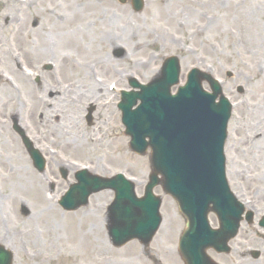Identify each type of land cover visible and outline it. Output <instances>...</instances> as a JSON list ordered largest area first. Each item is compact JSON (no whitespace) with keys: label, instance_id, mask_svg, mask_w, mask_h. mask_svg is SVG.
<instances>
[{"label":"rangeland","instance_id":"374dc122","mask_svg":"<svg viewBox=\"0 0 264 264\" xmlns=\"http://www.w3.org/2000/svg\"><path fill=\"white\" fill-rule=\"evenodd\" d=\"M21 1L0 0V28L9 26L7 17L12 18L17 14ZM31 1L33 6L39 7V11L30 20V12L28 15L18 12L20 21L17 22L23 29L31 31L28 38L12 42L8 38L11 27H7V31L0 29V50L7 54L11 47L18 49L15 55L17 60L0 62V70L16 77L13 82L16 87L14 99L18 104L16 107L20 109L19 113H11L10 106L0 104V243L13 250V264H163L164 260V264H175L169 260L170 257L165 258L160 254L165 245L171 248L175 246L173 235L177 234L179 224L176 222L178 209L172 199L164 195L161 187L156 188V192L163 195L166 201L161 210L164 222L150 245L158 249L155 253L151 252L157 257L156 262L151 261L146 253L141 258L147 260L137 258L142 253L139 242L122 248L113 246L106 228L108 206L113 200L111 191L102 190L93 194L88 204L74 211H66L59 204L61 196L71 184L76 183L75 172L83 167L104 177L124 172L135 179L138 194H143L151 171L150 157L149 153L143 156L136 154L129 146V137L124 133L121 113L117 109L119 92L129 87L130 77L149 82L170 55L179 56L181 60L182 83L191 68L211 72L222 81L225 94L234 102L225 148L228 180L241 201L245 204L255 202L257 206L254 209L246 205V210L253 212L254 221L252 224L244 222L243 230L247 236L255 237L256 234L262 239L249 249L263 251L264 230L259 227V221L264 216V150L259 153L241 152L234 146L237 142L235 135L241 138L240 134L246 126L245 120L240 119V115L247 111L244 104H249V122L258 125L264 119V19L256 17L248 22L240 16L244 7L249 10L258 6L264 10V0H145L146 6L141 12L133 11L130 4L123 5L118 0H91L97 6L98 13L95 16L90 9L86 15H91L93 23L99 20L104 26L98 23V29L93 25L90 36H81L82 49L62 46L65 34L59 38V32H70L66 28L71 16L67 6L74 0H70L69 5L57 0ZM33 6L32 13L37 8ZM238 9L240 12L237 15ZM44 18L48 29L42 36L36 30ZM106 23L110 25L106 29L114 30L116 35H123L126 40L131 38L135 45L130 47L126 40L117 42V46L101 42L100 33ZM79 25L77 21L76 27ZM41 37L49 42L37 49ZM62 53L72 56L82 68L68 72L60 70L58 64ZM103 55L112 58L114 71L107 72L101 65H96ZM30 62L34 68L25 70L33 73L31 77L36 72L40 77L39 84L33 79L23 82L15 74L20 71V64L31 67ZM46 64H52L53 69L45 70L43 66ZM87 65L91 68H87ZM228 71L233 72L231 77L227 76ZM91 79L100 85L99 90L90 89L93 83ZM64 81L72 85V89L65 93L70 104L65 106L55 100L45 108L43 106V111H38L32 120L28 118L26 109L32 100L38 95L52 100L48 86L58 90L60 85L64 86ZM3 85L5 82L0 81V88ZM204 86L208 88L207 84ZM239 86L244 88L243 94L237 91ZM2 96L3 92H0ZM25 102L28 104L24 109L21 105ZM56 109L60 112L59 121L52 119L51 112ZM89 110H93L91 123L87 121ZM48 112L51 115L47 116ZM16 122L47 160L45 172L41 173L34 167L21 136L14 130ZM8 132L20 141L24 155L29 159L28 166L43 185L42 192H46L42 196H48L45 199L50 200H37L34 195L24 192L14 179L5 180L3 177L1 164L16 167L14 150L5 142ZM61 142L63 146L58 144ZM82 143L86 144L82 146ZM63 171L67 172L66 179L62 176ZM52 205L59 209L56 219L43 215L47 208L49 210L44 213L54 214ZM23 206L28 212L24 211ZM76 227L84 232H94L93 238L105 240L109 249H101L99 245V250H82L74 237L73 229ZM170 230L173 233L168 235ZM232 253L225 256L222 264H232L229 259ZM246 255L243 264H264V255L259 259L249 252Z\"/></svg>","mask_w":264,"mask_h":264},{"label":"water","instance_id":"95a60500","mask_svg":"<svg viewBox=\"0 0 264 264\" xmlns=\"http://www.w3.org/2000/svg\"><path fill=\"white\" fill-rule=\"evenodd\" d=\"M134 6L137 11L142 10L143 1L134 0ZM178 74V60L168 59L160 77L147 87H141L140 94L124 93V101L120 105L127 133L133 137V148L137 152H143L149 144L153 148L154 173L146 196L135 199L133 185L122 180L121 176L111 181L97 180L88 179L91 176L83 172L78 174L80 184L72 187L63 205L67 209H75L86 203L92 192L113 187L119 192L110 215V233L114 242L122 245L137 237L148 243L161 222V201L152 193V188L158 183L157 175L161 173L166 191L179 200L182 210L194 222V228L200 224L199 231L190 227L185 232L183 243L187 251L192 250L187 254V263L201 264L202 249L209 246L223 249L236 234L242 213L240 204L229 192L225 178L223 148L231 106L224 97L216 102L222 92L221 87L198 70L190 74L188 84L176 96H171L170 87L178 82ZM206 78L211 83L213 94L201 89V81ZM132 84L137 86L134 82ZM137 99L142 103L132 110ZM146 137L150 138L147 144L144 142ZM32 154L42 170L44 166L39 155L33 151ZM122 188H125L123 192ZM73 195H76L75 201L70 200ZM211 203L222 222V229L216 234L206 226ZM248 218L252 219L251 213ZM195 255L196 262L192 261ZM12 258V254L0 246V264H12Z\"/></svg>","mask_w":264,"mask_h":264},{"label":"bare ground","instance_id":"6f19581e","mask_svg":"<svg viewBox=\"0 0 264 264\" xmlns=\"http://www.w3.org/2000/svg\"><path fill=\"white\" fill-rule=\"evenodd\" d=\"M57 1H62V3H68L70 2V0H57ZM77 1V4H76ZM39 2H41V0H39ZM34 3H31L27 0H23L20 2V6L18 7V12H22L23 14H27L28 12H30V15L28 17V19L30 20L32 18V16L35 14V12H38V8L37 6H33ZM69 5V3L67 4ZM33 7H37L34 8L31 12V8ZM58 6V4H57ZM71 12V16L70 18L67 20L66 22V28L70 29V32H59L62 31L63 28H61L62 30H56L59 32V38H61L64 34L65 36V40L64 42L62 41V46H70L72 48L75 49H82V44H81V36L82 38L88 37L90 36V33L93 32L91 31V27H93V25H96L98 23H100L99 20L91 21L90 20V16L91 15H86V12L90 9L93 10L94 15L96 16L97 12V6L93 5V2L91 0H74L73 3L70 4V6H67ZM244 9V10H243ZM43 10V9H41ZM263 8L261 7H252L249 10H246V7L241 9V12L239 11V9L237 10V15L240 12V16L241 19L246 20L248 22L255 20V18L257 17L259 20L264 19V16H262L264 14L263 12ZM17 12L18 15L15 16V20L13 21V23H16V20L20 18L19 13ZM43 12H45V10H43ZM53 14L56 13L55 11H52ZM40 15V13L38 14ZM254 17V19H253ZM22 20V19H21ZM78 21V24H80L79 26L76 27V22ZM80 22V23H79ZM99 26H104L100 23ZM107 26H110L109 24H105V28L104 30L100 33L101 34V42L104 43H112L113 45L117 46V42L119 41H125L126 39L123 38V35H116L114 30H108L106 29ZM7 27H11V30H9L10 34L8 36V38L10 40H12V42H18V41H24L26 38H28V36L31 34V31L25 30L23 29V27L21 25H19V23L16 24H12L11 26H6V29L1 27L0 29H3L5 31H7ZM56 27H59V25L56 24ZM95 27V26H94ZM97 28L99 29V27L97 26ZM48 29V25H47V21L44 18L42 23L39 24L38 28H37V33L39 34H44L45 30ZM65 30V29H64ZM127 43L131 46H134L135 43L131 38H128ZM47 42H49L48 40L44 39L43 37H41L39 39V41L37 42L38 44V48L37 49H41V47L45 44H47ZM138 44V43H137ZM139 46V45H137ZM18 50V49H16ZM1 51V50H0ZM4 56V57H3ZM7 56V57H5ZM12 60V59H17L13 53L11 51H8L7 54H5L4 52H0V62L2 60ZM60 62L58 64L60 70L64 71V72H68V71H74L78 68H82V65L73 59L72 56L66 54V53H62L59 57ZM112 58L108 55H103L96 63V65H101V68H104L107 72H111L112 70L114 71L115 69H113V65H112ZM87 68H91L90 65L86 66ZM87 71V70H86ZM20 72L22 73L20 75V73H18L17 71L15 72L18 76V78L20 80H22L23 82H26L28 76L26 74H24V70L21 69ZM86 75L88 77L89 74L86 72ZM89 79V78H88ZM0 81H4L5 85H3L0 88V92H3V96L0 97V104L4 103L6 106H10V111L11 113H19L20 109L18 107H16L17 102H15V87L11 84L10 79L4 75L3 71H0ZM67 81V80H66ZM64 81L65 83L63 87H61L62 85H60V87H58L57 89H54V86H48L49 91H50V96H52V100H48V99H44L40 96H37V98L35 97L30 106L27 108V102L23 103L22 108H27L26 109V113L28 115V118H30L31 120L33 119V117H35V115L37 114L38 111H43V106L50 104L52 101L55 100H59L58 103H62L65 106L69 105L70 102L67 100V96L65 95L66 92H68L69 90L72 89V85L68 84V82ZM91 81L93 82L91 84L90 89L91 90H99V86L98 84L94 83V80L91 79ZM8 82V84H6ZM87 87H89V85H87ZM101 90V89H100ZM64 98H63V97ZM51 98V97H50ZM35 100V103H33ZM71 104H73L71 102ZM18 105V104H17ZM243 105V104H242ZM243 106H246V110L243 114L240 115V119H244L245 120V128L242 131V134H240L241 138L239 137V135H235V139H237L236 145L234 146L237 147L238 151L241 152H255V153H259L262 150H264L262 147L264 146V119L261 121L260 124L258 125H253L251 123V121L249 122V118H250V112H248V107L249 104L246 103ZM52 119H57L58 121L61 120V116H60V112L59 110H55L52 111ZM51 113H47L46 115L49 116L51 115ZM253 126H255V128H253ZM51 130H53L54 128L50 127ZM7 138H5V142L6 144H8L10 147L13 148L14 150V155H13V159L14 162L16 163V167H8L5 166V164H1V170H2V175L3 177H5L6 179H14L13 181L18 185L19 187L26 193H30L31 195H34V198H36L37 200H42L45 199L46 197L48 198V196L45 197L46 192H42L44 190V188H42V184L41 182L38 180V177L35 175L34 171L28 166L29 163V159L24 155V152L20 146V141L13 136L10 132H8L6 134ZM74 143H77L74 141ZM58 144H62L63 143H58ZM66 144V143H65ZM86 143H82V146H84ZM60 149L61 146L59 147ZM47 150L49 152H51L49 150V148H47ZM76 150V149H74ZM57 154V151H56ZM257 155V154H256ZM62 161H65V159L61 158ZM71 168V167H69ZM75 168V167H74ZM238 177L240 176V174H236ZM42 194H45L44 196H42ZM20 198V196L18 197V199ZM45 200H50V199H45ZM20 201H22V199H20ZM246 205H250L252 207H254V209H256L257 206H255V202H247ZM49 208L45 209L43 211V215L48 217V218H52V219H56L58 218L59 215V209L55 206L52 205L51 206V210H54V214L53 215H49L48 213H44L46 211H48ZM42 215V216H43ZM70 218V217H69ZM74 231V237L77 238L78 241V245L82 250H96L99 247V245H101V249H109L108 248V244L105 240H98L93 238L94 236V232H84L80 227H76L73 229ZM100 243V244H99ZM99 250V249H98ZM107 254V253H106ZM39 256H42L41 254ZM49 257V256H47ZM49 260H53L52 257H49Z\"/></svg>","mask_w":264,"mask_h":264},{"label":"flooded vegetation","instance_id":"af4514ba","mask_svg":"<svg viewBox=\"0 0 264 264\" xmlns=\"http://www.w3.org/2000/svg\"><path fill=\"white\" fill-rule=\"evenodd\" d=\"M236 239L237 242L236 243L234 242L233 250L231 251L233 252V256L230 257L229 259L232 261V264H242L241 262L246 255V253L243 252L244 246L246 245L245 243L246 237L244 236V234L241 233L238 235ZM209 253L221 263H223V261L225 260V256H227V255L219 254L213 250L209 251Z\"/></svg>","mask_w":264,"mask_h":264}]
</instances>
